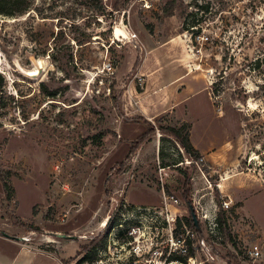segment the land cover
I'll return each mask as SVG.
<instances>
[{
  "label": "rangeland",
  "instance_id": "1",
  "mask_svg": "<svg viewBox=\"0 0 264 264\" xmlns=\"http://www.w3.org/2000/svg\"><path fill=\"white\" fill-rule=\"evenodd\" d=\"M28 1L0 15V264H92L129 188L174 195L178 232L225 211L203 264H264V0Z\"/></svg>",
  "mask_w": 264,
  "mask_h": 264
},
{
  "label": "built area",
  "instance_id": "2",
  "mask_svg": "<svg viewBox=\"0 0 264 264\" xmlns=\"http://www.w3.org/2000/svg\"><path fill=\"white\" fill-rule=\"evenodd\" d=\"M191 162L197 161L191 159ZM179 204L180 201L174 195L167 193L163 194L161 206L121 201L109 216V220H113V226L106 246L97 250V258L92 264H105V257L108 252L112 253L113 249L125 252L117 257L122 264H203V261H198L194 256V248L197 243L207 247L204 234L217 238L222 235L218 215L205 210L201 218L205 227L202 230V242L195 227L184 226L181 231H177L178 215L173 212L172 207ZM223 204L224 208L228 209L233 200H224ZM249 254L253 259L259 258V246L254 245Z\"/></svg>",
  "mask_w": 264,
  "mask_h": 264
},
{
  "label": "trees",
  "instance_id": "3",
  "mask_svg": "<svg viewBox=\"0 0 264 264\" xmlns=\"http://www.w3.org/2000/svg\"><path fill=\"white\" fill-rule=\"evenodd\" d=\"M30 9V3L28 0H0V15H4V16H9V17H14L17 15H21L26 13L27 11H29ZM2 77V75H0ZM142 120L149 126V132L152 131L154 129V126L152 125V123L145 118H142ZM167 134H170L172 136L175 137V139L182 144V146L185 148L187 154L190 157H194L193 152L195 151L194 147L192 146V144L188 141H186L181 134L179 133L178 130L174 129V128H169L168 131H166ZM149 134V133H148ZM148 134H144L141 135L134 143V145L131 147V151L130 153L134 152L135 147L139 144L144 142L147 137ZM193 159V158H192ZM195 160V159H193ZM7 187V185H5ZM193 220V219H192ZM218 221L220 223V226L226 229L227 227V218H226V213L225 211H220V213L218 214ZM113 220L110 219L108 222V225L106 227L105 232L101 235L100 238L98 239H94L88 246L83 247L80 246L79 250H83V252H89L88 254L90 255L92 252L95 253L96 255L94 257H92L89 261H93L97 258V250L99 248H105L106 246V240L108 238L109 232L113 226ZM191 224L193 225V227H195L194 221H191ZM86 260H88V256L84 255L80 260H79V264L82 262H85Z\"/></svg>",
  "mask_w": 264,
  "mask_h": 264
},
{
  "label": "crops",
  "instance_id": "4",
  "mask_svg": "<svg viewBox=\"0 0 264 264\" xmlns=\"http://www.w3.org/2000/svg\"><path fill=\"white\" fill-rule=\"evenodd\" d=\"M139 107H140V105H139ZM141 108V107H140ZM141 110H142V108H141ZM148 118H151V117H148ZM197 148V150H199L200 151V153L201 154H203V153H205L204 152V150H202L201 148H199V147H196ZM231 178L232 177H229L228 179H227V177H224L223 179H222V181L220 182V184H219V187L220 188H223V186L225 187L226 186V188L229 186V182H230V180H231ZM129 190H130V188L129 189H126V191H125V193H124V200H126V201H128V202H130V203H132V204H140V205H154V206H161V205H163V202H159V203H154V204H152V203H142V202H137V201H133L132 199H130V196L129 195H127V193L129 192ZM162 192L163 193H165V191L164 190H162ZM160 195L162 196V199H163V194L160 192ZM232 200H233V203H234V200H235V198L238 200V198L237 197H235V198H232V196L230 197ZM213 205H211V202L210 201H208L207 203H206V208L208 209V212L210 213V214H214V212H213V207H212ZM212 209V210H211ZM210 210V211H209ZM186 212V213H185ZM181 214H183V215H185V214H187V210L184 208H181ZM21 245H23L22 243H20ZM77 248H78V245H77ZM23 254H24V249H23ZM21 255H22V251H21ZM28 260V263L26 262ZM24 262H26L25 264H40V263H38V259H33V260H31V258L28 256L27 258H26V260L24 261ZM9 264H19V263H14L13 262V260L9 263ZM20 264H22V263H20Z\"/></svg>",
  "mask_w": 264,
  "mask_h": 264
},
{
  "label": "water",
  "instance_id": "5",
  "mask_svg": "<svg viewBox=\"0 0 264 264\" xmlns=\"http://www.w3.org/2000/svg\"><path fill=\"white\" fill-rule=\"evenodd\" d=\"M191 216H192V219L194 221V224H195V228L199 234V237H200V240L202 242H204V237H203V233H202V229H201V225H200V221L197 217V214L196 212H194L193 210H191Z\"/></svg>",
  "mask_w": 264,
  "mask_h": 264
},
{
  "label": "bare ground",
  "instance_id": "6",
  "mask_svg": "<svg viewBox=\"0 0 264 264\" xmlns=\"http://www.w3.org/2000/svg\"><path fill=\"white\" fill-rule=\"evenodd\" d=\"M21 240H23L24 238H20Z\"/></svg>",
  "mask_w": 264,
  "mask_h": 264
}]
</instances>
